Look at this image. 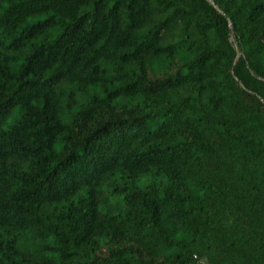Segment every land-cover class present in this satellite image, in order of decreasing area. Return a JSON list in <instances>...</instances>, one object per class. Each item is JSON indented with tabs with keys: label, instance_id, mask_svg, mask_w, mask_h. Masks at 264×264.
Here are the masks:
<instances>
[{
	"label": "trees",
	"instance_id": "obj_1",
	"mask_svg": "<svg viewBox=\"0 0 264 264\" xmlns=\"http://www.w3.org/2000/svg\"><path fill=\"white\" fill-rule=\"evenodd\" d=\"M0 264H264V0H0Z\"/></svg>",
	"mask_w": 264,
	"mask_h": 264
},
{
	"label": "rangeland",
	"instance_id": "obj_2",
	"mask_svg": "<svg viewBox=\"0 0 264 264\" xmlns=\"http://www.w3.org/2000/svg\"><path fill=\"white\" fill-rule=\"evenodd\" d=\"M43 19H44V15H36V16L30 17L27 21V24H34V23H37ZM60 32H61V28H57V29L52 30L51 32L47 33L46 35L39 37L32 44L28 45L24 49L23 54H21V55L25 56L26 54H28V52L31 49V46H33V45H39V44L46 42V41L53 42L59 36ZM21 60H22V58L19 59L18 62L20 63ZM13 65L16 66V63Z\"/></svg>",
	"mask_w": 264,
	"mask_h": 264
}]
</instances>
